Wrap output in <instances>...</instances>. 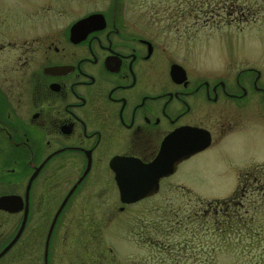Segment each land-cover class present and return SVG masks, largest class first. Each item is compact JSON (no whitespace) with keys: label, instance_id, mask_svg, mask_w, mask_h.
Instances as JSON below:
<instances>
[{"label":"flooded vegetation","instance_id":"1","mask_svg":"<svg viewBox=\"0 0 264 264\" xmlns=\"http://www.w3.org/2000/svg\"><path fill=\"white\" fill-rule=\"evenodd\" d=\"M118 3L0 0V197H20L14 211L0 208L12 220L0 219V253L15 238L0 264H162L114 261L118 216L164 189L190 190L173 177L199 153H264L260 70L190 67L142 29L156 20L128 18ZM188 133L207 146L156 191L122 202L111 162L180 153ZM242 169L222 170L239 173L240 196L263 187L258 166ZM98 170L112 178L114 203L101 200ZM130 234L138 243L146 237Z\"/></svg>","mask_w":264,"mask_h":264},{"label":"rangeland","instance_id":"2","mask_svg":"<svg viewBox=\"0 0 264 264\" xmlns=\"http://www.w3.org/2000/svg\"><path fill=\"white\" fill-rule=\"evenodd\" d=\"M71 1L84 7H104L111 2ZM118 2L128 18L156 20L154 29L146 23L142 29L158 34V40L175 51L180 62L216 71L252 66L260 70L264 80V0ZM167 16H171V21ZM207 17L209 24L201 26ZM164 23L170 25L160 27ZM249 154L206 152L182 163L173 181L187 183L190 190L164 189L157 197L134 205L114 221V231L120 234L116 237L119 248L114 261L264 264V153H255L258 156L253 157ZM226 164L243 169L258 166V182L263 187L248 189L240 196L235 184L239 173H222ZM93 181L106 187L101 200L114 203L113 192L108 190L112 182L110 174L98 170ZM230 198L233 202L227 201ZM221 200L224 203L219 206ZM194 211L204 212L205 216L200 214L196 220H190ZM1 218L5 223L10 217ZM133 230L145 232L143 243L131 237Z\"/></svg>","mask_w":264,"mask_h":264},{"label":"water","instance_id":"3","mask_svg":"<svg viewBox=\"0 0 264 264\" xmlns=\"http://www.w3.org/2000/svg\"><path fill=\"white\" fill-rule=\"evenodd\" d=\"M94 16L90 15L78 21L76 26H85ZM192 133L187 134L189 138L184 139L187 141L180 146V153H159L149 164H136L122 157L115 158L111 165L115 171V180L119 188L121 201L134 202L156 191L159 179L171 174L178 162L204 149L208 142L198 144V141L193 140ZM183 135H185L184 131H180V138ZM19 198L15 195L0 197V208L10 212L14 211V203ZM14 240L15 238L4 248L0 255L12 245Z\"/></svg>","mask_w":264,"mask_h":264},{"label":"trees","instance_id":"4","mask_svg":"<svg viewBox=\"0 0 264 264\" xmlns=\"http://www.w3.org/2000/svg\"><path fill=\"white\" fill-rule=\"evenodd\" d=\"M228 202H233V199H229V200H227ZM224 203V200L223 201H221L220 203H217L219 206L220 205H222ZM215 216H217L219 213H218V211L217 210H215ZM201 214V216H205V213L204 212H202V213H200V212H196V211H194L193 213H192V216H189V218H190V220L191 219H193V220H196L198 217H200L199 215ZM225 214H227L226 212H225ZM229 227V226H228ZM223 228V225L222 226H220V230H223L222 229ZM215 230V229H214Z\"/></svg>","mask_w":264,"mask_h":264}]
</instances>
